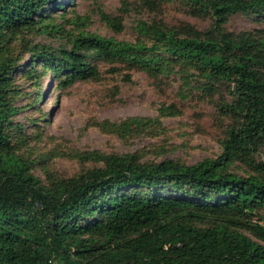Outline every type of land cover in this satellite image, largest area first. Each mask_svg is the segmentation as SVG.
<instances>
[{"label": "trees", "instance_id": "trees-1", "mask_svg": "<svg viewBox=\"0 0 264 264\" xmlns=\"http://www.w3.org/2000/svg\"><path fill=\"white\" fill-rule=\"evenodd\" d=\"M179 1L189 14L208 18L209 27L140 20L132 44L87 32V18L77 17L71 45L53 49L28 37L59 31L50 15L64 8L62 0H0V264H264V160L257 158L264 149V27L225 29L237 13L264 22V0ZM97 12L121 30L120 18ZM89 54L153 77L179 66L182 79L193 71L211 94L225 87L230 102L220 95L216 106L229 121L221 154L188 165L144 161L137 152L77 151L80 163L95 165L66 178L49 173L46 154L36 153V120L30 133L13 120L20 110L16 80L30 81L38 102L47 71L51 88L95 77ZM178 114L176 106L161 105L155 118L94 126L120 138L155 136L164 131L160 117ZM236 163L245 175L231 171Z\"/></svg>", "mask_w": 264, "mask_h": 264}, {"label": "rangeland", "instance_id": "rangeland-1", "mask_svg": "<svg viewBox=\"0 0 264 264\" xmlns=\"http://www.w3.org/2000/svg\"><path fill=\"white\" fill-rule=\"evenodd\" d=\"M62 0L64 8L50 15L58 25L55 34L29 36L33 43H44L58 49L69 47L70 40L76 35L77 17H86L85 31L104 38H113L134 44L138 38V21L161 20L168 26L187 23L199 30L210 25L208 18L196 17L187 12L186 6L179 0H156L157 8L149 10L141 0ZM98 8L106 14L121 19V30L115 31L100 20ZM262 22L256 15L237 13L232 15L225 29L236 33L262 29ZM27 55L24 57L26 60ZM90 65L95 66L96 76L87 80L76 79L71 84L57 85L53 88L50 75L45 72L40 81V100L35 102L37 89L23 78L16 80L17 93L13 101L20 110L14 116V122L20 123L27 133L35 131L31 120L41 132L36 153L46 154L45 165L48 172L57 177H69L81 173L95 163H80L75 153L100 151L110 153L137 152L144 161L159 162L164 159H176L193 165L205 158L215 159L222 150L220 139L229 121L217 112V103L230 102V96L219 90L212 94L202 88L204 82L193 71L187 70L188 78L182 79L179 66L173 73L148 75L139 66L126 62L110 61L91 54ZM192 73V74H191ZM220 89V88H219ZM222 93V94H220ZM33 105L25 106L27 103ZM161 105H174L179 111L176 116L160 117L164 131L160 135L147 136L133 133L120 138L100 132L96 121H119L130 117H158ZM31 145H34L32 143ZM264 160V149L258 154ZM231 171L245 175V167L236 163ZM35 173L43 180L45 175L39 167Z\"/></svg>", "mask_w": 264, "mask_h": 264}]
</instances>
